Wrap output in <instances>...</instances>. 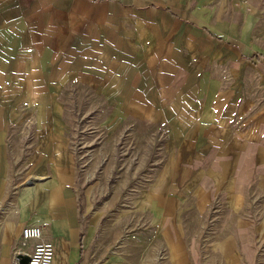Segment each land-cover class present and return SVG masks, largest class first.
Instances as JSON below:
<instances>
[{"label": "rangeland", "instance_id": "obj_1", "mask_svg": "<svg viewBox=\"0 0 264 264\" xmlns=\"http://www.w3.org/2000/svg\"><path fill=\"white\" fill-rule=\"evenodd\" d=\"M129 1L141 12L128 23L136 42L128 55L113 51L116 41L113 49L105 46L110 31L93 27L89 18V11L102 14L96 8L84 19L86 0H0L2 71L7 76L18 69L24 90L29 73H35L33 90L40 99L50 97L51 112V120L42 122L36 101L19 137L8 127L0 142V242H12L0 249L24 247L17 227L21 190L65 169L73 171L88 216L102 210L105 227L110 220L118 223L128 210L122 221L127 235L135 239L150 233V241L156 228L146 225L143 201L162 192L152 187L156 183L170 185L176 179L169 167L178 143L171 139L187 134L202 117L240 139L254 138V153L261 154L252 162L253 157L246 158V174L230 165L233 158L218 159L228 162L225 169L232 173L217 174L212 194L205 189L209 173L214 178L212 172L219 169L213 158L201 151L184 156L182 167L195 169L187 184L197 178L204 185L187 198L183 215L206 217L198 222L199 249H224L232 241L238 249H253L252 261L264 264V0ZM110 14L116 15L113 9ZM29 24L31 35L26 33ZM87 27H93L92 33ZM11 31L17 33L10 36ZM45 36L51 41L48 61L42 56ZM33 55L38 60L34 69L29 68ZM174 77L179 93L136 92L149 89L143 85L154 80L158 89H174L176 83L174 88L166 85ZM1 114L3 119L0 106ZM225 181L231 190L217 187ZM204 192L209 194L204 197ZM240 219L250 225L247 240L236 237ZM186 222L195 224L189 217ZM228 234L233 236L226 238Z\"/></svg>", "mask_w": 264, "mask_h": 264}, {"label": "crops", "instance_id": "obj_2", "mask_svg": "<svg viewBox=\"0 0 264 264\" xmlns=\"http://www.w3.org/2000/svg\"><path fill=\"white\" fill-rule=\"evenodd\" d=\"M86 3L89 5L84 10V19L88 21L86 18L88 10L93 8L91 11L94 12L96 8L102 14L100 16L97 14L92 15L89 11V18L92 20L91 24L93 27L101 26L103 27L101 30H109L111 33V36L106 34V38H103L105 46L113 49L114 41H116L117 48H114L113 51L116 54L129 55L128 47L136 42L135 39H132L133 33L130 31L128 23L131 20L134 21V16L141 11L135 9L129 0H86ZM153 6L151 5L150 7ZM111 9L115 11L116 15L110 14ZM124 10L130 12L129 15L126 14L127 17L123 13ZM31 26L29 24V28L27 27L26 33L29 35H31ZM93 27H87V31L92 33ZM15 33L17 32H8L10 36ZM109 37H111L112 43H109ZM50 43L51 41L49 42L45 36V41L42 44V56H47L46 61L49 60L51 55ZM35 58L33 55L29 61V68H35L34 62L38 61ZM14 60L16 62L21 61L18 58ZM3 68L4 66L0 65V106L5 116L3 119V115L1 114L0 116V130L3 129V122H5L4 126L6 125V129L4 134L0 136V142H3L5 140L4 136L8 135V127L13 128L12 133L16 132V135L13 134L14 137H19L18 131L25 120L29 116H33L36 101L38 102V107L41 106L42 108L41 111L36 112L38 117L41 116L40 120L46 123L51 120V112L47 102L50 97L45 96L40 99L36 91L33 90V84L36 80L34 77L35 73H29L27 88L24 90V88H19L21 83L17 75L19 74L18 69L6 76L5 71H2ZM134 83L129 86L140 87V85ZM146 83L143 86L149 87V89L136 90V92L155 94L169 92V94H176L182 90L181 88L177 89L176 77L166 83L171 88H174L176 83L174 89H158L157 80ZM179 84L181 85V82ZM45 91L41 92V95L44 96ZM127 92L135 93V90L129 89ZM145 104L143 107L148 109L149 107L145 106ZM177 105L178 103H176ZM196 119L198 120V118ZM189 120L192 121V119ZM211 121L201 117L200 122L195 121L191 124L190 131L186 132L187 134H175L173 139H171V141L178 143L175 145L174 165L172 168L169 167L170 172H174L171 176L172 179L173 177L176 179L170 181V185L163 182H161L163 184L156 183L152 187L154 189L161 188L162 192L157 193L155 191L153 194H149L148 199L143 201L142 211L146 219V225H149L148 228H156L152 230L156 231L154 232L156 235L150 241L146 240L150 233L148 236L144 233H139L135 235V239L127 235L129 232L126 230L128 225H123L122 221L128 216V210L124 215L119 216L120 223H114L116 220H110V223L106 224L105 227L102 226V210L88 216L89 211L84 212V205L77 192L78 187L76 186V178L73 171L67 169L60 172L57 171L53 179L31 184L30 187L21 190L17 199V206L21 213L17 227L20 230V228L22 229V227L28 225L40 226L43 230L42 241H49L55 245L54 264H257L252 261L253 249L246 247V249H238L237 245H233L232 241L224 249H199L198 222L206 217L193 213L188 216L183 215L185 210L183 205L187 198L189 196L194 197V190L204 185V183L197 181V178H193L189 185L187 184L186 178L190 176V170L195 169L194 165L182 167L181 160L184 156L187 155L190 158V156L193 157L192 152L201 151L203 157L213 158V166H218L219 169H215L212 172L215 175L214 178L209 173L210 176H207L205 189H210L212 194L213 190H217L213 189L215 187L212 185L213 179L217 178V174L224 175L227 173L228 175L231 171L230 169H225L229 165L228 162L223 160L222 163L217 161L218 159L233 158L230 165L235 163L238 166V172H245L246 174V158L248 156L253 157L252 162L258 159L261 154L260 151L254 153L256 145L254 138L240 139L238 133L219 130L215 123L211 124ZM192 125H196L197 128L196 126L192 127ZM194 157H196V153ZM190 161L191 164L194 163L192 159ZM208 168L210 167L208 166ZM220 186L224 190L225 188H230L231 190L233 187L228 181L217 185V187ZM184 190L187 191V195ZM203 194H205V197L209 193L204 192ZM195 198L199 199L198 196ZM147 203H149V209H147ZM188 217L190 222L195 223L194 225H188L186 222ZM240 222L237 225L236 237L238 235L240 239L244 240L246 238L247 240L249 234L246 231H249L250 225L246 220L240 219ZM148 228L147 230L150 232L151 229ZM18 234L20 237L21 231ZM232 236L228 234L226 238H231ZM35 242L34 240L28 241L21 249H0V264H13V260L17 255L27 256L28 253H31ZM0 244L7 246L12 244V242L1 241ZM244 261L247 262L245 263Z\"/></svg>", "mask_w": 264, "mask_h": 264}, {"label": "built area", "instance_id": "obj_3", "mask_svg": "<svg viewBox=\"0 0 264 264\" xmlns=\"http://www.w3.org/2000/svg\"><path fill=\"white\" fill-rule=\"evenodd\" d=\"M43 230L37 225H28L22 228L21 238L25 246L28 241H36L31 253H28V264H54L55 245L49 241H42ZM13 264H20V255L15 256Z\"/></svg>", "mask_w": 264, "mask_h": 264}, {"label": "water", "instance_id": "obj_4", "mask_svg": "<svg viewBox=\"0 0 264 264\" xmlns=\"http://www.w3.org/2000/svg\"><path fill=\"white\" fill-rule=\"evenodd\" d=\"M29 257L28 256H20V264H28Z\"/></svg>", "mask_w": 264, "mask_h": 264}]
</instances>
